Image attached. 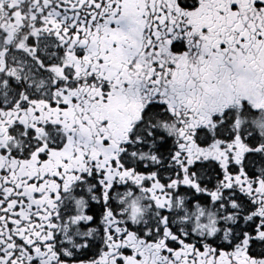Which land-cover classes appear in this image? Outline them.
<instances>
[{
    "label": "snow or ice",
    "instance_id": "1",
    "mask_svg": "<svg viewBox=\"0 0 264 264\" xmlns=\"http://www.w3.org/2000/svg\"><path fill=\"white\" fill-rule=\"evenodd\" d=\"M0 264H264V0H0Z\"/></svg>",
    "mask_w": 264,
    "mask_h": 264
}]
</instances>
